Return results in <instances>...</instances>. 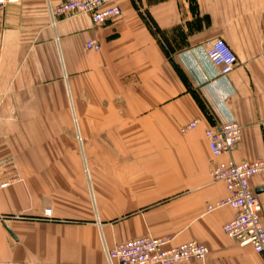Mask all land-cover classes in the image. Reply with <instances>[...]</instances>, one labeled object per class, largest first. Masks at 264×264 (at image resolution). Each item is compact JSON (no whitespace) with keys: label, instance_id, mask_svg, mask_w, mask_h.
Here are the masks:
<instances>
[{"label":"crops","instance_id":"crops-1","mask_svg":"<svg viewBox=\"0 0 264 264\" xmlns=\"http://www.w3.org/2000/svg\"><path fill=\"white\" fill-rule=\"evenodd\" d=\"M64 1L0 8V264H107L145 236L207 247L180 264H264L223 232L234 210L207 212L225 196L212 163L264 159V0H116L117 19L52 24ZM215 39L237 59L226 78L205 57ZM228 115L241 138L213 156L204 131Z\"/></svg>","mask_w":264,"mask_h":264},{"label":"built area","instance_id":"built-area-1","mask_svg":"<svg viewBox=\"0 0 264 264\" xmlns=\"http://www.w3.org/2000/svg\"><path fill=\"white\" fill-rule=\"evenodd\" d=\"M20 0H0V8L7 4H17ZM116 0H65L58 7L49 9L54 18L75 14H88L96 24L117 19L121 11ZM85 48L98 51L99 44L90 41ZM208 64L215 70V77L226 78L237 66V59L230 47L222 39L213 40L205 53ZM264 62V41L259 54ZM195 120L182 128L187 132L196 127ZM204 138L213 156L229 155L241 138V127L234 117L228 115L224 120L205 129ZM209 174L213 181L224 185L225 196L207 212L228 207L234 210L233 218L223 226V232L238 246H250L257 253L264 252L263 207L253 191L250 181L257 175H264V159L235 162L228 159L212 163ZM9 183V182H8ZM0 183V188L8 185ZM50 216V210L44 212ZM171 237H139L127 240L106 249L107 264H180L183 262H204L209 251L206 246L194 241L173 245Z\"/></svg>","mask_w":264,"mask_h":264},{"label":"rangeland","instance_id":"rangeland-1","mask_svg":"<svg viewBox=\"0 0 264 264\" xmlns=\"http://www.w3.org/2000/svg\"><path fill=\"white\" fill-rule=\"evenodd\" d=\"M75 15H78V14H75ZM88 42H90V41H88ZM93 42H95V41H93ZM87 43V42H86ZM85 43V44H86ZM97 43V42H96ZM98 44V43H97ZM99 46H100V44H99ZM100 48H101V46H100ZM86 49V48H85ZM87 50V49H86ZM100 50V49H99ZM98 50V51H99ZM87 51H91V50H87ZM92 52H97V51H92ZM0 162H3V163H5V165H7L8 167V169H11V170H13V167H14V162L13 161H10V158H6V159H4V160H1ZM9 181H4L3 183H8ZM7 187V185L6 186H4L3 188H0V189H4V188H6ZM46 211V210H45ZM44 211V212H45ZM51 215V214H50ZM44 216H45V214H44ZM45 217H50V216H45ZM146 237V236H145ZM150 237V236H149ZM154 238V237H153ZM123 243V242H122ZM106 261H107V259H106Z\"/></svg>","mask_w":264,"mask_h":264},{"label":"water","instance_id":"water-1","mask_svg":"<svg viewBox=\"0 0 264 264\" xmlns=\"http://www.w3.org/2000/svg\"><path fill=\"white\" fill-rule=\"evenodd\" d=\"M261 192H264V188H262V189H260V190H257V191H255V194H259V193H261Z\"/></svg>","mask_w":264,"mask_h":264}]
</instances>
